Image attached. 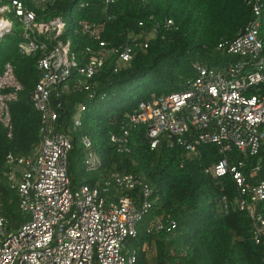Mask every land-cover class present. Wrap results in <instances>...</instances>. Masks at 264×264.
I'll list each match as a JSON object with an SVG mask.
<instances>
[{"label":"built area","instance_id":"1","mask_svg":"<svg viewBox=\"0 0 264 264\" xmlns=\"http://www.w3.org/2000/svg\"><path fill=\"white\" fill-rule=\"evenodd\" d=\"M117 2L0 0V40L17 33L19 51L37 58L40 77L31 98L41 115L40 141L32 152H8L5 158L4 175L28 217L12 230L0 215V264L136 263V250L127 247V240L137 235L140 221L152 207V187L142 174L114 171L95 185L83 183L73 189L67 172L72 138L56 130L61 104L56 107L51 100L53 94L90 90L91 79L108 60L114 62L115 71L126 68L136 49H147L151 39L160 35L156 26L131 32L127 43L108 47L103 35L107 22L116 19L110 8ZM245 2L251 19L234 39L218 47L235 58L212 66L196 63V77L186 80L178 91L141 102L129 122L146 125L152 149L166 141L199 156L202 146L217 147L221 156L204 171L214 179L229 175L235 185L233 196H221L220 212H246L253 240L264 247V0ZM92 6L97 7L99 18L80 19L73 31L93 45L75 51L72 37L65 35L72 25V19L70 25L66 21V12ZM173 25L172 19H166L162 27L166 31ZM22 89L13 65L7 62L0 71V130L8 137L13 135L11 104ZM83 109L78 105L73 115L75 126L81 123ZM123 129L112 134L111 140L118 151L129 153V130ZM81 142L84 169L100 170L102 158L90 139L83 137ZM165 219L156 216L150 229H174L176 224H166Z\"/></svg>","mask_w":264,"mask_h":264},{"label":"trees","instance_id":"2","mask_svg":"<svg viewBox=\"0 0 264 264\" xmlns=\"http://www.w3.org/2000/svg\"><path fill=\"white\" fill-rule=\"evenodd\" d=\"M94 6L70 11L72 25L65 35L72 37L75 51L93 45L89 38L74 34L73 27L80 19L99 18ZM110 10L116 19L105 26L103 39L108 47L127 43L131 32L142 33L156 26L160 35L151 39L147 49H136L126 68L115 71L114 62L108 60L91 79L90 90L52 95L55 106L61 104L56 130L72 138L67 162L72 188L83 183L95 185L114 171L144 176L154 192L146 215L149 222L164 216L166 224L174 222L176 226L159 232L149 227L138 229L137 235L127 240V247L136 250L135 264H264V247L253 240L250 216L239 210L220 212L221 196H233L235 185L229 175L214 179L204 171L221 156L217 147L202 146L199 156L166 141L152 149L146 125L129 122L141 102L178 91L186 80L196 77V63L212 66L233 60L235 57L218 47L241 32L252 17L251 9L245 0H118ZM166 19H172L174 25L164 31ZM261 37L264 41V14ZM19 40L17 33L0 40V71L10 62L23 85L11 104L12 137L0 130V215L12 230L28 215L20 208L18 192L8 185L5 158L8 152L30 154L40 141L41 126V115L31 98L40 77L37 58L23 55ZM78 105L84 109L80 125L75 126L73 115ZM123 127L129 130V153L118 151L111 140ZM83 137L90 139L102 158V167L93 176H88L81 160L85 155ZM153 242L156 260L152 263L148 251Z\"/></svg>","mask_w":264,"mask_h":264},{"label":"rangeland","instance_id":"3","mask_svg":"<svg viewBox=\"0 0 264 264\" xmlns=\"http://www.w3.org/2000/svg\"><path fill=\"white\" fill-rule=\"evenodd\" d=\"M66 21H67V23L69 25L71 24V17H70L69 12H66ZM81 156H82L81 160H83L84 157H85V155L84 156L81 155ZM93 173H95V172H88V176H93ZM151 222H149V215L146 216L144 220L140 221V223H139V229H141V231H143L144 229H148V227L150 228ZM148 259L152 263L155 262V260H156V250H155V244H154V242H153L151 248L148 251Z\"/></svg>","mask_w":264,"mask_h":264},{"label":"bare ground","instance_id":"4","mask_svg":"<svg viewBox=\"0 0 264 264\" xmlns=\"http://www.w3.org/2000/svg\"><path fill=\"white\" fill-rule=\"evenodd\" d=\"M74 21V20H73Z\"/></svg>","mask_w":264,"mask_h":264}]
</instances>
